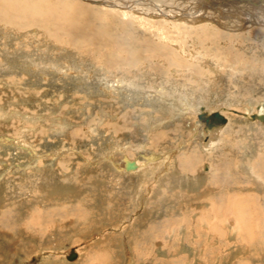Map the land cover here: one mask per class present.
<instances>
[{"label":"rangeland","instance_id":"rangeland-1","mask_svg":"<svg viewBox=\"0 0 264 264\" xmlns=\"http://www.w3.org/2000/svg\"><path fill=\"white\" fill-rule=\"evenodd\" d=\"M54 1L0 24V264H264V122L241 114L264 101V28L209 8L220 24L62 0L83 9L89 38L75 43ZM239 5L264 21V5ZM160 78L210 97L226 124L205 132L198 110L170 117L144 93ZM123 155L142 167L116 169Z\"/></svg>","mask_w":264,"mask_h":264},{"label":"bare ground","instance_id":"bare-ground-1","mask_svg":"<svg viewBox=\"0 0 264 264\" xmlns=\"http://www.w3.org/2000/svg\"><path fill=\"white\" fill-rule=\"evenodd\" d=\"M86 2H89V3H94V4H101V5H105L107 7H112V8H116V9H119L121 12H123L124 14H128V10L130 11L132 8H136V9H139V10H142L141 13H144V12H149V13H155L157 15L160 16H163L164 20H168V19H172L173 17L175 16H185V17H199L201 16L202 18H206V19H210V20H214V21H217L218 24H220V21L216 18V16H220V18H229V17H232V18H236L240 21H242L244 24H253V25H256L258 28H264V21L261 20L257 15H253L252 13L250 14L249 12L247 11H242V9L239 7L240 3H242L243 1L244 2H248V3H251V5H264V0H182L183 3H180L178 4L177 6H175L174 8H172V10H166L162 5L161 3H158V1H155V0H84ZM117 1V2H116ZM25 0H16L14 3L16 5H14V10H11L12 8H10V6L8 5V0H0V24L1 25H5V26H8V25H17L18 23H20L21 20H24L25 18L20 16L18 18V13L17 11H22L26 16L28 17H35L36 13L39 14L41 13V6H37V3L32 2L30 1V3H28V5L26 6L24 4ZM177 2V1H176ZM180 2V1H179ZM46 3V2H45ZM18 4H23L25 6H18ZM40 4V3H39ZM42 5V4H41ZM50 5H54L56 8H59L60 11L58 12V14L56 15V19L58 17H63L62 18V21L60 20L59 22V25L58 26H61V28H64L66 30L64 31H68V30H72L73 28H78V31H74L75 33H70V32H65L69 38L72 39V37L74 39H72L75 43L77 41H81V40H87L89 38V36H87V31L86 30L88 28V26H81L79 25V23L77 22L79 20V18L81 17V13L83 12V9L82 8H74L73 11H70L68 12L66 9L67 7H69V4L67 2H64L62 0H55L53 3L51 2ZM47 7V10L49 11L50 9V6L48 3H46L45 5ZM76 6V5H75ZM167 6V5H166ZM77 7V6H76ZM173 7V6H172ZM167 8V7H166ZM170 8V7H169ZM210 9L212 10V12H215L216 14L218 12H221L220 15H215V14H210L208 13V10L207 9ZM135 9V10H136ZM241 9V10H240ZM209 10V11H210ZM43 11V10H42ZM87 11V10H86ZM112 11V10H111ZM118 11V10H117ZM144 11V12H143ZM57 12V11H56ZM85 12V11H84ZM114 12V11H112ZM211 12V11H210ZM27 13V14H26ZM30 13V14H28ZM33 13V14H32ZM7 14V16L5 15ZM22 14V13H21ZM52 15H54V13H52ZM129 15V14H128ZM145 15V14H144ZM80 16V17H79ZM143 16V15H142ZM77 17L78 20H77ZM131 17V16H129ZM135 18V16H133ZM146 17V16H144ZM184 17V18H185ZM137 18V17H136ZM140 18V16H139ZM186 18V19H187ZM145 20L147 19L144 18ZM217 19V20H216ZM5 21H8V22H4ZM58 20V19H57ZM137 20V19H136ZM80 21V20H79ZM140 23H142V21H140ZM147 23V21H146ZM145 23V24H146ZM84 24V22H83ZM155 24V23H154ZM168 24V23H167ZM19 25V24H18ZM159 25V24H158ZM4 26V27H5ZM149 26V25H148ZM154 26V25H153ZM157 26V25H156ZM150 27V26H149ZM256 27V28H257ZM12 27H10L9 29H11ZM54 28V27H53ZM255 28V29H256ZM6 29V28H5ZM84 29V30H82ZM154 31L156 29H153ZM152 30V31H153ZM244 30V29H243ZM260 31V30H258ZM90 32V31H89ZM151 32V31H149ZM18 33V32H17ZM96 33V34H95ZM90 38H92V41H96L95 43H100L103 45V43L105 41L103 40H106L102 37H100L101 34L95 32ZM99 34V35H98ZM160 34V33H158ZM156 35V34H155ZM72 36V37H71ZM102 36V35H101ZM159 36V35H158ZM158 38V37H157ZM163 38V37H161ZM55 39V38H54ZM108 40V39H107ZM118 40V39H117ZM98 41V42H97ZM103 43H102V42ZM108 44L110 43V40L107 41ZM145 42V41H144ZM148 42V41H146ZM139 43V42H138ZM142 43V41H141ZM148 44V43H147ZM53 45V44H52ZM140 45V44H139ZM144 45V44H143ZM146 45V43H145ZM144 45V46H145ZM141 46V45H140ZM147 46V45H146ZM150 46V45H149ZM148 46V47H149ZM114 47V46H113ZM118 48V47H117ZM142 48V46H141ZM147 48V47H146ZM112 49V48H111ZM130 50V49H129ZM145 50V49H144ZM144 50H143V53H144ZM135 51H137L135 49ZM146 51V50H145ZM47 52V50H46ZM139 52V51H138ZM156 52V51H155ZM127 53V52H126ZM129 53V52H128ZM136 52H134L135 54ZM125 54V53H124ZM142 53H139V55H141ZM155 55V54H154ZM41 56V55H40ZM135 57L137 55H134ZM146 56V55H145ZM39 57V56H38ZM131 58H133V56H131V53H130V56ZM119 58V57H118ZM137 58V57H136ZM135 58V59H136ZM157 58V57H156ZM67 59V58H66ZM160 59V58H159ZM162 59V58H161ZM160 59V60H161ZM26 60V59H25ZM124 60H127V64H128V61H131V60H128V59H124ZM134 59H132L133 61ZM131 61V62H132ZM78 63V62H77ZM119 63V62H118ZM125 63V65H126ZM170 63V62H169ZM120 64V63H119ZM122 64V63H121ZM100 65V64H99ZM124 65V67H126ZM129 65H133L132 63ZM157 66V65H156ZM130 67V66H129ZM132 67V66H131ZM64 68V67H63ZM104 69V68H103ZM112 69V67L109 69V71ZM127 69V68H126ZM157 69V67H156ZM123 70V69H122ZM130 70V69H129ZM128 70V72H129ZM104 71V70H103ZM112 71H114L112 69ZM134 71V70H133ZM153 71V70H152ZM118 72V71H117ZM126 72V71H125ZM151 72V71H150ZM154 72V71H153ZM115 73V71H114ZM121 73H123V71L120 72V75ZM133 73V72H132ZM90 74V73H89ZM111 74V73H109ZM127 74V73H126ZM130 74V72H129ZM135 74V73H133ZM153 74V73H152ZM103 75V74H102ZM145 75V74H144ZM155 75H156V72H155ZM79 76V75H78ZM106 76V75H105ZM127 76V75H126ZM132 76V75H131ZM134 77V76H133ZM128 78V77H126ZM130 78V77H129ZM145 78V77H144ZM154 78V77H153ZM107 80V79H106ZM97 81V80H96ZM157 81V85L156 87H151L150 86V89L148 91H144V93L147 95H150L154 100L162 103V104H166L167 106V112L168 114L170 115V117H174L175 115H178L179 113H181L183 110H187L191 113L195 112V110H198L197 114L200 113V112H204L205 115L213 112V111H217L220 115H222L225 119L224 122L222 123H219V124H215V125H212L210 127H207L203 121H201L200 119L199 122L202 123L204 125V131L205 132H211L213 130H218V128H220L221 126H223L224 124H226L227 122V117L224 116V114H222L219 110H210L208 109V104L207 103H210L211 101L208 100V98L210 97H203V96H199L198 99H194V100H191L189 98H187L186 95H184L185 93L182 92V90L178 87H176L174 84H172L173 86L171 87L170 83L172 82L171 80H168V79H163V78H160V79H156ZM101 82V81H100ZM131 82V80H130ZM85 83V82H84ZM129 83V82H128ZM132 83V82H131ZM156 83V82H155ZM166 83V84H165ZM169 83V84H168ZM154 84V83H153ZM113 85V84H112ZM184 85V84H183ZM204 85V84H203ZM120 86V85H119ZM118 86V87H119ZM128 86V85H127ZM131 87V86H130ZM149 87V86H147ZM133 88V87H132ZM141 88V87H140ZM143 88V87H142ZM183 88V87H182ZM208 90V89H207ZM142 90L138 89V90H132V93H133V96H138V94H143V92H141ZM213 97V96H212ZM218 97V96H217ZM211 99V98H210ZM216 100H219V99H216ZM215 99H213V101H216ZM218 102V101H216ZM214 103V102H213ZM212 103V104H213ZM216 105V104H215ZM8 108V106H7ZM216 108V107H215ZM166 109V108H165ZM218 109V108H217ZM256 109H257V112H252V111H245V112H242L241 114L244 116V118H248V119H251V120H254L256 118H251L250 115H262L263 117V121L261 122H264V101H262L261 103L257 104L256 105ZM222 111V110H221ZM233 111V110H232ZM19 112V111H18ZM185 114V113H184ZM245 118V119H246ZM229 119V118H228ZM258 120V119H257ZM153 121V120H152ZM260 121V120H259ZM163 122V121H162ZM198 129V128H197ZM26 132V131H25ZM3 134V133H2ZM6 135V134H4ZM8 136V135H7ZM1 138V137H0ZM75 139V138H74ZM15 142V141H14ZM13 142V143H14ZM17 142V141H16ZM25 143V142H24ZM23 143V144H24ZM4 144V143H3ZM22 144V145H23ZM26 145V143H25ZM24 145V147H25ZM6 147V146H5ZM27 147V146H26ZM7 148V147H6ZM9 148V147H8ZM10 150V149H9ZM8 151V150H7ZM123 151V150H122ZM9 152V151H8ZM31 152V151H30ZM170 152V151H169ZM168 152V153H169ZM25 153V152H24ZM29 153V152H28ZM164 153V152H163ZM124 154V153H123ZM10 155V154H9ZM8 155V156H9ZM156 155V154H155ZM35 156V155H33ZM51 156H54V154ZM30 158V157H29ZM104 158V157H103ZM171 158V157H170ZM49 159V158H48ZM148 159H152L151 157H148ZM43 160H46V159H43ZM51 160V159H50ZM146 160V159H144ZM110 161L111 158H110ZM150 161V160H149ZM27 162V161H26ZM29 162V161H28ZM27 162V164H28ZM36 162V161H35ZM34 162V164H36ZM146 162V161H145ZM43 164V163H42ZM47 165V164H46ZM113 165L116 169L118 170H121V171H125V172H133V171H136L138 170L140 167V163L138 161H136L135 159L133 158H129L128 156H125L123 155L122 156V159L120 162L116 163V162H113ZM22 166V165H21ZM30 166V165H29ZM204 167H206V165H204ZM203 167V168H204ZM26 168V167H25ZM30 168V167H29ZM32 168V167H31ZM260 172L264 175V163H262L260 165ZM3 173V172H2ZM262 177V176H261ZM264 179V178H262ZM218 184V183H217ZM228 188V187H227ZM230 189V188H229ZM225 192V191H224ZM222 193V191H221ZM234 194V193H233ZM213 195V194H212ZM231 195V194H230ZM235 195V194H234ZM237 195V194H236ZM251 195V194H250ZM222 196V195H221ZM233 196V195H232ZM238 196V195H237ZM254 196V195H253ZM240 197V196H239ZM246 197H249L246 195ZM228 198V197H227ZM230 199V198H229ZM215 200V199H214ZM227 199H225L226 201ZM246 200V199H245ZM253 200V199H252ZM211 201V200H210ZM229 201V200H228ZM250 201V200H249ZM227 202V201H226ZM247 202V201H246ZM245 202V203H246ZM218 205V203H217ZM250 206V203L248 202V204H246V206ZM78 206V205H77ZM210 206V205H209ZM229 206V205H228ZM251 207H254L252 204H251ZM255 208V207H254ZM236 209V208H235ZM240 209V208H239ZM256 209V208H255ZM259 210V209H258ZM223 211V210H222ZM242 211V210H241ZM245 211V210H243ZM227 212V211H226ZM239 212V211H238ZM246 212H247V209H246ZM245 212V213H246ZM224 213V212H223ZM236 213V212H235ZM240 213V212H239ZM244 213V214H245ZM246 217V216H244ZM236 220V219H235ZM256 220V219H255ZM254 220V221H255ZM233 222V220H230L229 222ZM245 224H248L250 222V218H245ZM240 222V221H239ZM253 222V221H252ZM250 222V223H252ZM213 224V223H212ZM240 224V223H238ZM244 224V225H245ZM210 225V224H209ZM211 226V225H210ZM209 226V227H210ZM242 226V225H241ZM208 227V228H209ZM212 227V226H211ZM249 227V226H248ZM251 227V226H250ZM253 227V226H252ZM244 228V227H243ZM219 230V229H218ZM218 230L216 229L215 231L218 232ZM234 230V229H233ZM233 232V231H232ZM211 233V232H210ZM251 233V232H250ZM179 234V233H178ZM221 232L219 231L218 234H215L216 237H219L221 236ZM234 234V233H232ZM244 234V233H243ZM194 235V234H193ZM246 235V234H245ZM249 235V234H248ZM254 236V235H253ZM170 237V236H169ZM208 237V235H207ZM165 238V237H164ZM213 238V237H212ZM249 238V237H248ZM251 238V237H250ZM237 239V238H236ZM246 239V238H245ZM219 240V239H217ZM248 240V239H247ZM158 241V240H157ZM160 241V240H159ZM239 242V240H237ZM157 243V242H156ZM162 243V242H161ZM244 243V241L242 242ZM247 243V242H246ZM208 244V243H207ZM240 244V243H239ZM157 245V244H156ZM158 246V245H157ZM161 246V245H160ZM164 246V245H163ZM203 246V245H202ZM248 246V245H247ZM206 247V245H205ZM159 248V247H158ZM168 249V247H167ZM72 250L75 252V257L70 260V261H73L74 259H76L77 257V252L74 250V248H72ZM176 250V249H174ZM173 250V251H174ZM183 250V249H182ZM205 250V249H204ZM166 251V250H165ZM178 251V249L176 250ZM207 251V250H206ZM69 252V251H68ZM168 252V251H167ZM166 252V253H167ZM185 252V251H183ZM195 252V251H194ZM208 252V251H207ZM174 253V252H173ZM179 253V252H178ZM150 254V253H149ZM180 254V253H179ZM215 254V253H214ZM191 256V255H190ZM193 256V255H192ZM195 258H196V255H194ZM251 256V255H250ZM153 257V256H152ZM151 257V258H152ZM162 257V256H161ZM148 258V256H147ZM170 258V257H169ZM168 258V259H169ZM176 258V256H175ZM67 260V259H66ZM197 261V260H196ZM186 263V262H185ZM196 263V262H195ZM243 263V262H242ZM189 264V263H188ZM240 264V263H239Z\"/></svg>","mask_w":264,"mask_h":264},{"label":"water","instance_id":"water-1","mask_svg":"<svg viewBox=\"0 0 264 264\" xmlns=\"http://www.w3.org/2000/svg\"><path fill=\"white\" fill-rule=\"evenodd\" d=\"M251 118H256L260 121H263L262 115H250ZM197 118L204 122L207 127H210L215 124H219L225 121L224 117L220 115L217 111H213L207 115L204 112H200L197 114ZM75 257V252L70 249L69 252L66 254V259L72 260Z\"/></svg>","mask_w":264,"mask_h":264},{"label":"crops","instance_id":"crops-1","mask_svg":"<svg viewBox=\"0 0 264 264\" xmlns=\"http://www.w3.org/2000/svg\"><path fill=\"white\" fill-rule=\"evenodd\" d=\"M77 252V251H76ZM78 254V253H77ZM78 256V255H77ZM66 258V257H65Z\"/></svg>","mask_w":264,"mask_h":264}]
</instances>
